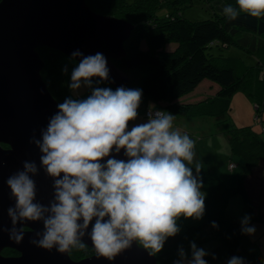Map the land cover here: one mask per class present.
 Instances as JSON below:
<instances>
[{"label": "clouds", "instance_id": "clouds-1", "mask_svg": "<svg viewBox=\"0 0 264 264\" xmlns=\"http://www.w3.org/2000/svg\"><path fill=\"white\" fill-rule=\"evenodd\" d=\"M222 12L229 21L241 14L264 18V0H236V6H224ZM71 56L82 57L68 85L77 98L58 104L41 138H33L41 153L39 165L24 161L23 170L6 180L15 204L7 210L12 227L0 231L20 243L24 228L17 224L39 221L43 231L31 243L40 248L85 251L82 238L87 235L98 258L114 260L133 242L155 256L181 231L178 218L199 220L205 214L195 141L174 128L175 115L167 111L149 112L146 122L130 125L138 119L142 89L100 87L109 81L106 57L99 52L84 56L79 50ZM81 89L90 94L78 98ZM121 150L126 160L112 156ZM41 170L53 180L47 205L37 201L33 179ZM250 219L242 218V234L255 233ZM212 226L218 227L215 221ZM190 247L191 259L181 247L176 264H207L209 253L194 242ZM227 264L245 262L233 256Z\"/></svg>", "mask_w": 264, "mask_h": 264}, {"label": "trees", "instance_id": "trees-1", "mask_svg": "<svg viewBox=\"0 0 264 264\" xmlns=\"http://www.w3.org/2000/svg\"><path fill=\"white\" fill-rule=\"evenodd\" d=\"M192 1L86 0V3L95 12L124 19L133 25L124 42L125 55L114 63L130 77L135 73L136 88L142 89L145 106H152L145 112L157 109L178 118L219 116L228 113L231 97L236 92L251 97L258 127L230 124L223 133L227 152L240 159L237 162L230 159L228 167L230 163L234 166L229 169H235L239 162L244 165L237 185L228 186L217 177H210L204 183L206 210L203 220L218 241L205 260L210 264H227L231 257L237 256L243 258L245 264H264V258L256 257L244 246L245 234L241 232V225L225 217L230 199L241 194L251 221H264L260 213L255 212L248 192L253 179L264 180V120L261 118L264 106V18L241 14L236 20L229 21L222 9L229 4L236 6V0H203L211 7H214L212 2L220 7H214L216 11L210 18L190 20L184 17L182 8ZM162 7H167L168 12L159 16L157 12ZM170 43L175 45L169 49L167 45ZM212 46L237 47L251 55L261 54V57L252 65L245 64L241 58L221 64L218 62L221 55L215 56L207 51ZM258 48L262 49L259 51ZM36 50L44 61L41 77L60 104L66 99L61 86L62 60L68 56L45 46H38ZM74 62L76 66L78 62ZM204 81L216 84L217 91L201 100L186 102L185 97ZM2 146L8 147L6 144ZM193 171L195 173L194 168ZM213 221L218 227L212 226ZM179 248L177 244L164 245L163 250L155 255L157 264H175L180 260ZM2 253L16 254L9 248L3 249ZM92 253L88 247L85 251L74 249L69 255L79 260Z\"/></svg>", "mask_w": 264, "mask_h": 264}, {"label": "water", "instance_id": "water-1", "mask_svg": "<svg viewBox=\"0 0 264 264\" xmlns=\"http://www.w3.org/2000/svg\"><path fill=\"white\" fill-rule=\"evenodd\" d=\"M132 28L124 19L93 11L86 0H0V227H12L7 210L15 204L6 180L23 170L24 161L39 165L41 153L33 138H41V130L58 111L59 103L41 77L44 61L36 48L45 46L70 58L76 50L84 56L102 53L110 69L105 83L114 89L129 88L131 77L114 62L125 55L124 42ZM112 156L127 159L123 150ZM33 179L37 201L47 205L52 199V178L41 170ZM17 227L24 228L20 243L10 240L8 231H0V264H157L155 256L136 242L114 260L98 258L87 235L82 239L93 253L75 260L69 253L31 243L35 233L43 231L42 222L26 221ZM5 248L17 255H4Z\"/></svg>", "mask_w": 264, "mask_h": 264}, {"label": "rangeland", "instance_id": "rangeland-1", "mask_svg": "<svg viewBox=\"0 0 264 264\" xmlns=\"http://www.w3.org/2000/svg\"><path fill=\"white\" fill-rule=\"evenodd\" d=\"M212 4L215 8L219 9L220 6H218L215 2H212ZM214 7H211L210 4L204 2L203 0H193L189 5H185L182 8V13L184 17L190 20H203L212 16L213 12L216 11ZM167 12L168 8L162 7L158 10L157 13L159 16H164ZM173 45L175 44L170 43L167 45V48L170 49ZM261 49L262 48H258L257 50L260 51ZM207 51L211 52L215 56L221 55L220 59L218 60V62H220L221 64L239 61V58H241L244 60L245 64L252 65L257 61V58L261 57V54L253 53L254 55H251L247 52H243L242 50H240V48L237 47L220 48L212 46ZM62 62L64 63L62 65V91L65 93L66 98L70 96H73V98H77L68 87L71 82V71L75 67V62L71 58L65 56L63 57ZM65 66L68 69L67 73L63 71V68ZM136 81L137 77L135 73H131L129 88H136ZM99 86L111 87L113 90H115L112 86L106 83H101ZM89 94L90 89H81L79 90L78 98H86V96ZM145 103L146 102L142 97L138 117L143 116L144 110L146 108ZM227 115L228 113L219 116H205L208 118V120H210V122L208 121L206 123L205 120H202L203 124L202 126L199 125L197 127V133H194L189 129H184L183 131V133H187L189 137L195 141V162L200 163L202 167L199 173V177L203 183V187L201 189L202 192H204V183L206 182V179L210 177H217L228 186L234 187L237 185L239 178L244 171V165L242 162H239L233 170L229 169L228 167V162L230 161V159L236 162L240 159L232 157V155L226 150V142L225 138L223 137V131L221 130V127L223 126V123H229V118L227 117ZM185 118L186 117H184V119ZM216 119L222 120H219V123H217ZM139 122L142 123V119H139ZM134 124L137 123L135 122ZM252 124L253 122L249 123V125ZM256 125L257 124H254L252 125V127ZM176 127H179V125L174 122V128L176 129ZM232 178L235 181L230 184V180ZM253 192L255 193V189ZM262 194L263 196L261 206L263 208L262 215H264V190L262 191ZM246 215L249 216V213L244 197L241 194H236L229 201V204L225 210V217L235 224L241 225V220ZM178 225L181 231L175 237L168 238L165 242V245L177 244L178 246H180V248L182 247L187 254L188 259H191V243L194 242L198 248H202L208 253H210V250L218 244L217 239L213 238L209 226L204 224L203 217L199 220L193 218L185 219L183 217H180L178 218ZM249 225L255 226L256 231L251 235L245 234L242 242L249 251L255 254L256 257L264 258V223L260 221H251L250 219ZM179 259H181L180 256ZM184 264H186V261L184 262ZM207 264L210 263L207 262Z\"/></svg>", "mask_w": 264, "mask_h": 264}, {"label": "crops", "instance_id": "crops-1", "mask_svg": "<svg viewBox=\"0 0 264 264\" xmlns=\"http://www.w3.org/2000/svg\"><path fill=\"white\" fill-rule=\"evenodd\" d=\"M218 89V86L216 84L211 83L210 81H204L198 88H196L192 93L187 95L185 97L186 102H195L198 100H201L205 98L207 95L214 94ZM253 100L251 97L243 92H236L232 97L230 101V108L228 111L227 117L229 118V123H223V126L221 127V130L226 131L231 125H238V126H248L249 123L253 122L252 125L256 124L254 121L255 113L253 109ZM145 110L151 108L152 106H145ZM144 110V112H145ZM210 117V115H207ZM215 118V117H214ZM261 118L264 120V106L261 111ZM139 119H142V122H146L148 117L145 116L143 113V116L138 117L136 121L130 122V125H134V123H140ZM202 120H205L206 123L210 120H208L205 116H199V117H184L178 118L175 117L174 122H176L179 127H176L182 134L184 129H189L193 131L194 133H197V127L199 125L202 126ZM217 120V119H216ZM222 119H218V121ZM251 126V125H250ZM258 127V125H257ZM226 142V140H225ZM226 144V143H225ZM226 146V145H225ZM235 180L233 178L230 180V184H232ZM258 187V188H256ZM264 180H256L253 179V183L248 188V192L250 197H252L253 204L255 205V212H259L262 216V219H264V215H262V191L264 190ZM255 189V193L253 192ZM257 189V190H256ZM263 222L264 221H260ZM262 247V245H261Z\"/></svg>", "mask_w": 264, "mask_h": 264}, {"label": "built area", "instance_id": "built-area-1", "mask_svg": "<svg viewBox=\"0 0 264 264\" xmlns=\"http://www.w3.org/2000/svg\"><path fill=\"white\" fill-rule=\"evenodd\" d=\"M157 109H152V110H147L146 112H145V115L148 117V113L149 112H154V111H156ZM263 128H264V125H263ZM233 166H234V164L233 163H230L229 164V168H233ZM177 262V261H176ZM175 262V263H176Z\"/></svg>", "mask_w": 264, "mask_h": 264}, {"label": "flooded vegetation", "instance_id": "flooded-vegetation-1", "mask_svg": "<svg viewBox=\"0 0 264 264\" xmlns=\"http://www.w3.org/2000/svg\"><path fill=\"white\" fill-rule=\"evenodd\" d=\"M9 255H17V253L16 254H9Z\"/></svg>", "mask_w": 264, "mask_h": 264}]
</instances>
